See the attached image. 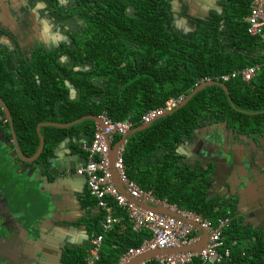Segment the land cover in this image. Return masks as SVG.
<instances>
[{"label": "trees", "instance_id": "obj_1", "mask_svg": "<svg viewBox=\"0 0 264 264\" xmlns=\"http://www.w3.org/2000/svg\"><path fill=\"white\" fill-rule=\"evenodd\" d=\"M169 1L109 0L91 16L96 9L94 0H82L77 13L84 16L88 29L76 36L77 49L36 51L31 60H22L21 85L15 74L4 68L8 55L0 50V87L8 88L0 93L10 106L22 149L33 156L41 145V123L66 125L86 116L107 115L115 121L132 122L135 129L143 125L149 112L172 98L189 96L206 78L216 82L223 74L260 65L251 82L237 79L224 83L229 96L221 87L210 86L173 115L131 136L125 147L124 159L131 179L153 189L157 197L218 223L228 217L226 211L220 212L217 203L207 199L202 176L178 164L174 154L201 123L209 120L221 118L230 126L237 123L242 133L252 131L253 115L264 121V51L259 38L248 32L246 18L252 0H225V15L213 12L207 22L198 21L197 32L186 38L168 29L172 27L167 12ZM61 4L60 0L54 1L59 11ZM65 55L71 56L73 66L63 64L61 58ZM70 83L78 88V99L71 98ZM97 127L94 120L71 128L44 127L47 147L41 159L47 163L54 147L68 138L85 137L90 145ZM263 130V124L256 129ZM122 138L117 137L115 144ZM104 211L92 219L97 228L95 238L104 234L99 264H118L131 248L153 237L148 229L137 230L121 207H117L115 215L123 216L122 224L104 233L100 224L108 215ZM238 231L235 225L225 229L224 248L232 249L236 263L245 259L248 262L251 255L254 259L250 262L257 264L264 254L257 249L264 240L257 249L252 246L244 251L247 257L243 253L240 256V249H233V242L240 238ZM90 248L91 245L75 256L68 254L67 264H87ZM238 254L240 257H235ZM147 264L161 263L152 260ZM191 264L203 263L194 258Z\"/></svg>", "mask_w": 264, "mask_h": 264}, {"label": "flooded vegetation", "instance_id": "obj_2", "mask_svg": "<svg viewBox=\"0 0 264 264\" xmlns=\"http://www.w3.org/2000/svg\"><path fill=\"white\" fill-rule=\"evenodd\" d=\"M2 1L3 0H0V17L4 14H9V11L12 13V16L9 20L12 28L11 29L9 27V29L12 30V32H7L5 34L15 35L17 42L21 41L20 36H25L28 33L31 34L35 31L36 17L37 15L41 16L42 13H44V18L49 19V21L44 20V27L48 29L56 28L64 32H69V39H71L70 41L72 42L73 47L76 46V49L79 46V38H76V36L84 33L88 29V25L86 24L84 16L80 13H77L78 9L82 5V0H60L62 3V9L60 8V11L59 8L55 7L54 5L55 0H44L42 4H40V2H36L35 0H6L4 4L10 3L11 8L9 10H5L6 7L1 5ZM83 1L85 2L86 0ZM108 1L109 0H94L93 6H96V9H94L90 15L94 16L97 12H99L104 4H108ZM131 10L133 11V8H131ZM167 12L170 14L171 19H173L171 21L172 27H168V29L175 31L179 33L180 36L186 38L192 37L193 33L197 32L199 29L200 23L203 24V22H207V20H209V18L212 16L213 12L220 15H225L226 4L225 0H170L169 7H167ZM65 16L69 17L64 19L63 17ZM198 21H200V23ZM22 39L24 41V37H22ZM63 46L62 47L65 49L71 48L67 46L66 43ZM8 59H10L9 55L6 60ZM7 119L8 122L5 124L0 121V136H2L11 146V155L9 156L11 167L4 170L6 173L4 175L3 181L0 180V259H4L6 264H46L45 261L50 254L47 255L48 251L44 250L43 248L45 230L44 222L41 221L44 218V203L48 202L49 197H51V199H56V194H52V196L51 194H48L46 199L44 197V191L46 188L45 190L44 188H41L43 182H39V184L35 182L34 188L31 187L30 181L32 179L35 180L36 176L39 174H41L42 178H44V171H41L35 175V172H29L26 170L28 168L32 169V165H34L36 161H24L23 156L18 152V147H20L21 151L24 153V158L34 157L39 152V150L33 156L30 155L28 151L24 152L22 145L19 142L15 125L10 122L8 116ZM250 121L252 125V131L246 132L245 134L250 135V137H253V135L255 137L261 136L259 139H257V141L260 144V148H258V159L262 165L260 168L263 174H257L256 184L250 181L253 180V178H250V180L248 179L246 187L238 189L236 193L231 191V189L235 188L237 184L236 180L231 181V184L229 185L231 188L230 190H228V188L223 185V182L220 178L205 181V177L209 172L208 169L211 166L206 168L203 160H199L196 163L195 161H190L189 157L181 156L179 154V150L177 152L179 156V158L177 156L178 164L186 166L189 170L199 173L202 176V182L205 185L204 190L206 191L207 199L211 202H216L217 209H219V211L224 209V211H226L228 214L229 224L225 229L231 228L233 225L239 228V241L241 243H237V247L240 249V256L242 253L245 255L243 257H247L246 253H244V251L248 249L246 246L247 235H253L257 245L260 244L259 240H264V233L260 231L259 227H257V221L254 217L249 215V212L252 211L251 206L264 204V130L262 132L256 131L260 124H263L264 126V121L261 122V120L258 119V115H253ZM227 124H229L228 120H219V122L215 123L214 125L218 128L224 129H227V127H237L238 132L242 133V130L239 128L237 123L233 126ZM208 125L210 124H206V126ZM222 131L224 132V130ZM233 133L236 132L233 131ZM198 141H200L198 138L197 140L189 138L186 140V144L192 147L195 143L198 144ZM87 143L89 144V142ZM180 146H178V148ZM86 148L81 150V153L84 157L82 161H85V158H88ZM2 149L5 151L4 154H8L6 146L2 145L0 142V151ZM13 153L17 155V158L13 156ZM43 155L44 152L41 157ZM41 157L38 159V163H40L39 165H44V161L41 159ZM222 160L224 159L222 158ZM215 163L217 169V161ZM31 174H33V176H31ZM13 175H16L18 178L16 179L11 177ZM3 187L7 189L10 188L8 197L12 202L10 203L9 200V214L8 211L2 208L5 201V198L1 193V189ZM17 192H20L21 195L18 196L15 194ZM22 195L26 197H22ZM77 198L78 200L80 199L79 197ZM77 205L79 206L80 203H77ZM58 207L59 204L54 206L53 209L55 210ZM21 209L25 212H21ZM17 214L19 215V220L24 224L15 222ZM31 214L36 218L38 217L39 219L37 221L33 220L34 222H32V219H30ZM101 214H99V216ZM56 215L58 214L56 213ZM261 216L264 217L263 212H261ZM100 221H104L103 218ZM30 223H34V228H32V230H34L33 232L31 230ZM68 223L73 224L75 229L78 228L81 230L82 227V230H84V233L82 234L84 236H82L79 239V243L73 247L75 249L87 248L86 250H88L97 233L95 220L93 222L90 218L85 219L84 216L80 218L77 215L75 218H72L71 222ZM262 226L264 228V223ZM60 228L63 227H61L59 224H55L51 233L48 232V234L56 235ZM27 231H30V233L28 234ZM249 231H252L253 233L248 234ZM4 237V242H1L2 238ZM16 239L21 242L19 244L16 243L15 245L14 241H16ZM39 245L40 247L37 251V246ZM69 248L72 247L64 248L65 252L68 251ZM260 248L264 252V244L260 245ZM61 251V247L58 248L57 252L60 253ZM59 253H57V255H53L51 264H57L60 255ZM239 254L235 257H240ZM262 255L263 256L261 260L264 261V254ZM7 258H10L11 260L9 263ZM248 258V262L247 259H245L238 263L235 262V259L230 258V262L227 264H252L250 261L254 259L253 256L250 255Z\"/></svg>", "mask_w": 264, "mask_h": 264}, {"label": "built area", "instance_id": "obj_3", "mask_svg": "<svg viewBox=\"0 0 264 264\" xmlns=\"http://www.w3.org/2000/svg\"><path fill=\"white\" fill-rule=\"evenodd\" d=\"M246 21L249 34L259 38L264 51V0H252L250 15ZM259 69L260 65H255L233 73L223 74L217 78V82L226 83L240 79L242 82L249 83L257 77ZM207 82H211V79L206 78L203 83ZM186 98L181 96L168 100L163 107L152 110L145 115L142 124L155 122L167 112L173 111ZM101 118L103 126L98 125L95 137L87 148L88 162L78 168V173L87 176L89 190L96 196L98 206L108 213L104 221V233L122 223L123 216L115 215L119 206L129 209L137 230L148 229L153 233V237L145 241L140 247L131 248L119 264H131L138 257L158 250L195 247L203 241L204 237H207V244L200 252H179L157 257L153 260H157L161 264H191L194 258H198L203 264H226L230 260L231 254L228 249L224 248L223 237L225 228L229 224V218H222L218 223H213L199 214L181 209L168 199L157 197L153 189L144 188L140 183L131 179L124 159L126 146L121 147L114 167L129 196L134 200H131L128 195L121 191L116 183L111 162V144L115 145L117 137L128 135L133 130V123L115 121L107 115H103ZM0 121L3 124L8 122L1 104ZM110 197H113L114 201H111ZM136 201L159 207L162 210H170L175 213V216L147 209ZM103 243L104 234L92 240L87 264H99Z\"/></svg>", "mask_w": 264, "mask_h": 264}, {"label": "water", "instance_id": "obj_4", "mask_svg": "<svg viewBox=\"0 0 264 264\" xmlns=\"http://www.w3.org/2000/svg\"><path fill=\"white\" fill-rule=\"evenodd\" d=\"M210 86H219L221 87L225 93L229 96L230 91L227 88V86L224 83L221 82H207L202 83L199 86H197L192 93L187 96V98L178 105L173 111L167 112L165 115L157 119L156 121L166 118L167 116L173 115L176 111L183 108L188 104V102L193 99V97L200 91L210 87ZM230 102H232V98L229 97ZM0 104L3 106L5 113L7 114L10 122L14 124V120L12 117V112L9 109V107L5 104V102L0 97ZM86 120H94L98 125L103 126V120L99 116H86L83 117L71 124H58V123H43L39 126V134L41 138V145L39 148V152L32 158L25 157L24 153L21 151L20 147H18V152L23 156V160L35 162L38 161V159L41 157L43 152H45L47 147V140L45 136L42 133L43 127H56V128H71L73 126H76ZM155 121V122H156ZM155 122L143 125L141 127L133 129L128 135L123 136L122 140L115 144H111V162L114 169V176L116 183L118 187L121 189L123 193L129 196V193L126 190L125 185L123 182H121L118 172L115 170V165L118 159L119 151L122 146H126L128 143V140L131 138V136L141 133L147 129H149ZM206 124H210L206 126ZM229 125V124H227ZM226 126V125H225ZM224 130V132L222 131ZM236 132V133H233ZM246 133V132H245ZM245 133H239L237 130V127L235 128H218L215 125H212L209 122L201 123L200 126L195 130L193 135L191 136V139L193 140H200L198 141V144H194L192 147L188 146L186 144V140L179 148V154L183 157H189L190 161H195L196 163L199 160H203L206 168L210 167L208 170V174L206 176V181L220 178L223 182V185L230 190L231 188L229 185L231 184L232 180H236L237 184L235 188L231 189L232 192H235L240 188H245L247 185L248 179L253 178L252 181L254 184H256V176L259 173V175H262L263 172L260 168L262 165L260 164V160L258 159V148H260V144L257 141L261 136L250 137V135H246ZM72 138H68L64 140L61 144L56 145L53 150L52 157L48 161V168L50 169L51 176H54L56 183L58 180L63 178V175H69V172L77 169L81 164H85L88 162V158H85V161H82L84 159L81 150L84 148L89 147V144L87 143V140H80L76 143H74V146H71ZM0 142L2 145L6 146L7 151L11 150V146L5 141V139L0 136ZM86 144V145H85ZM68 146L70 152L66 154L62 148H66ZM72 147L74 149H72ZM86 148V150H87ZM11 155V153H10ZM13 156L17 158V155L13 153ZM222 158L224 160H222ZM218 164V168L216 169V162ZM72 162H78L79 164L76 166H73L75 168H72L71 164H74ZM47 167V166H46ZM46 167L44 169H46ZM51 176H46L44 178L39 179V182H43L41 188H46L50 181L52 180ZM84 178V176H82ZM255 177V179H254ZM87 180V178H84ZM235 183V182H233ZM87 189V188H86ZM86 192L82 195L81 199L78 200V198L73 197L72 193H67V197L65 200H62V203L64 205L63 208L58 207L57 209H53L54 206L59 204L58 199H54L49 197L48 202L44 203V215L46 218H43L41 222H52V224H55L59 221L61 222H71L72 221V214L73 212L77 211L79 206L77 203L82 200V198L85 196ZM131 200H134L131 196H129ZM63 199V196L61 197ZM136 200V199H135ZM141 206L147 208V209H153L157 212H163L162 209H159V207L152 206L150 204H145L140 201H136ZM61 203V202H60ZM58 209L66 210L65 213H61ZM251 212H249V215L255 218L257 221L260 231L264 233V228L262 224L264 223V217L261 216V212L264 213V204L259 205H253L251 206ZM56 213L58 215H56ZM167 213L171 214V216H175L174 212H171L170 210L167 211ZM61 215V216H59ZM71 216V218H70ZM19 215H16L15 222H19V224H24L19 220ZM30 218L34 221H37L38 219L34 217V215L31 214ZM29 234L30 231H27ZM14 238V237H13ZM5 237L2 238L1 242H4ZM245 241V239H244ZM21 241H14L15 245L16 243L19 244ZM237 243H241L239 241V238H237ZM207 244V237L203 238V241L198 243L195 247H185L183 249H167V250H158L151 253H148L144 256H140L137 259H135L131 264H145L148 261H151L153 259H156L157 257L166 256V255H172L179 252H200ZM245 244V242H244ZM8 263L11 261L10 258H7ZM48 257L45 261V263L48 264ZM0 264H6L4 259H0ZM257 264H264L263 260H259Z\"/></svg>", "mask_w": 264, "mask_h": 264}, {"label": "crops", "instance_id": "obj_5", "mask_svg": "<svg viewBox=\"0 0 264 264\" xmlns=\"http://www.w3.org/2000/svg\"><path fill=\"white\" fill-rule=\"evenodd\" d=\"M35 1L40 2V4H42V2H44V0H35ZM5 2H6V0H3L1 2V5L6 7L5 10H9L11 8L10 3L4 4ZM11 16H12V13H11V11H9V14H7V15L4 14L0 17V50H4L5 53H7L10 57V59H8L5 62L4 68L8 69L10 72H13L15 74L16 81L20 85H21L22 79H23L22 74L19 70L21 63H22V60H31L34 56V53H36V51H38V50H42V51L62 50V49H64L63 45L65 43L67 44V46L71 47V49H73V50L76 49V46L73 47L72 42L70 41L71 39H69L70 38L69 32H64V31L58 30L56 28L48 29V28L44 27V20L49 21L48 18H44V13H42L41 16L37 15L35 31L31 34H29L27 32L28 33L27 35L20 36L21 41L17 42L15 35L5 34L7 32L8 33L12 32V30L9 29V27L11 28V24L9 22ZM2 22H4V23H2ZM5 23H7V24H5ZM22 37H24V41H23ZM23 42H24V45H23ZM61 61L63 62V64L68 65V66L74 65V61L72 60L70 55L63 56L61 58ZM81 69H83V67L79 68L77 70H81ZM89 69H90L89 66L86 67V70H89ZM106 84L107 83H105V85ZM70 88H71V98L72 99H78L79 98L78 88H76L71 83H70ZM6 89H8V88L4 89L3 87H0L1 92H5ZM0 97L5 102V100L3 99L2 93H0ZM5 104L8 107H10L6 102H5ZM219 120H223V119L218 118V119L209 120L207 122L214 125L215 123L219 122ZM41 124H43V123H41ZM42 133H44V127L42 128ZM45 138H46V136H45ZM84 139H86V138L82 137V140H84ZM46 140H47V138H46ZM72 140L73 141L70 144L71 146H74L75 145L74 143L80 141L79 139H72ZM72 149H74V148L72 147ZM62 150L66 154H68L70 152L68 146L66 148H62ZM7 152H8V155L4 154L5 151L3 149L0 151V180L1 181H3L4 175L6 173V171H4V170L9 168L5 164H6L7 160L10 162L9 156H10L11 152H10V150ZM177 152H178V149H177L176 153ZM177 154H174L176 158L178 156ZM178 158H179V156H178ZM2 159H7V160H2ZM158 159H159V156H158L157 160ZM38 162L39 161L35 162V164H34L35 167H34V165L30 164L33 166V168L32 169L28 168L26 170H28L29 172H35V175H37L41 171H44V177L51 176V173H50L51 171L48 168L49 167L48 162L47 163L44 162L43 163L44 165H42V164L39 165L40 163H38ZM72 163H74V164H71L72 168H75L73 166L77 167V165L79 164L78 162H72ZM85 164H87V162ZM85 164H83V165H85ZM81 166H79V167H81ZM2 167H3V170H2ZM45 167H46V169H44ZM78 168L77 169L75 168V170L69 172V175H63V178L58 180L56 183L54 182V180H55L54 176H51L52 180L50 181L48 186H46V190L44 191V197L47 199L48 194H51V196H52V194H54V195L56 194V199H58V201H59V207L63 208L64 205L62 203V200L66 199L67 193H72V195H73L72 198L73 197H76V198L79 197L81 199L82 195L86 192L85 196L82 198L83 203H82V200L79 201L80 206L77 209V211L73 212L72 218H75L78 215L80 218L82 216H84L85 219L90 218L92 220L94 217L98 216L101 213L105 214V211H104V209L100 208L98 206V204L96 203L97 198L89 190L88 179L87 180L84 179L85 177L87 178V176L79 174ZM31 176H33V174H31ZM82 176H84V178ZM11 177L16 178V179L18 178L16 175H13ZM41 178H42V176H41V174H39L36 176L35 180L32 179L33 182H32V180L30 181L31 187L34 188L35 182H37L39 184L38 180ZM175 181H179V180L175 179ZM205 181H206V179H205ZM201 183L203 184V182H201ZM9 191H10V188L7 189V188L3 187L1 189V193L3 194L2 196L5 198V201H4L2 208L4 210L8 211V214H9V208H10L9 205L12 202L8 197ZM62 196H63V199H61ZM9 200H10V203H9ZM110 200L114 201L113 197H110ZM173 204H177V203H173ZM119 207L123 208L128 213V215H130V211L127 207H124V206H119ZM58 210L61 213H65L67 211V209L65 211L61 210V209H58ZM183 210H187V209H183ZM20 211L25 212L22 209ZM167 211L168 210H163L164 213L169 214V213H167ZM187 211H190V210H187ZM223 211H224V209H222V211H220V212H223ZM163 212H161V213H163ZM191 212H194V211H191ZM194 214H198V213L194 212ZM199 215L203 216L202 214H199ZM59 216H61V215H59ZM44 218H46L45 215H44ZM70 218H71V216H70ZM37 219H38V217H37ZM32 222H34V221L32 220ZM55 224H59L63 228H60V230L57 231L56 235L48 234V232L51 233L53 226ZM55 224H52V222H50V221L44 222L45 232H44L43 248H44V250L48 251L47 255L50 254L48 256V261H50V262H48V264H51V260H52L53 255H57V253H59V252H57L58 248L61 247L62 251L59 253L60 255H59L57 264H67L66 256L68 254L75 256L80 251H86L87 248L75 249L73 247L76 244H78L79 239L82 236H84V235H82L84 233V230H82L83 229L82 227H81V230L78 228L75 229L73 224H69L67 222L59 221ZM100 224L104 226V221H100ZM30 225H31V230H32V228H34V223H30ZM33 231L34 230H32V232ZM249 233H253V232L249 231L248 234ZM253 237L254 236L251 234L247 235V237H246L247 245L246 246H247V248H250L253 246V248L257 249L258 245H257L256 240H254ZM223 240H224V238H223ZM259 241L261 242L263 240H259ZM233 243H234L233 249L235 250V252H237V246H238L237 240H235ZM39 247H40V245L37 246V251H38ZM67 247H72V248H69L68 251L65 252L64 248H67ZM228 250L230 251L231 259H232V249L230 248ZM257 250H260V247ZM88 254L90 255V251H88ZM89 255H88V257H89ZM79 262L80 261H78L77 264H79ZM148 262H150V261H148Z\"/></svg>", "mask_w": 264, "mask_h": 264}, {"label": "rangeland", "instance_id": "obj_6", "mask_svg": "<svg viewBox=\"0 0 264 264\" xmlns=\"http://www.w3.org/2000/svg\"><path fill=\"white\" fill-rule=\"evenodd\" d=\"M2 160H7V159H2ZM6 166H8L9 168L11 167L10 165H11V163L7 160L6 161V164H5ZM15 194H17L18 196H20L21 194H20V192H17V193H15ZM22 197H26V196H23L22 195ZM31 219V218H30Z\"/></svg>", "mask_w": 264, "mask_h": 264}, {"label": "clouds", "instance_id": "obj_7", "mask_svg": "<svg viewBox=\"0 0 264 264\" xmlns=\"http://www.w3.org/2000/svg\"><path fill=\"white\" fill-rule=\"evenodd\" d=\"M87 151V150H86ZM88 153V152H87ZM83 165V164H82ZM81 166V165H80Z\"/></svg>", "mask_w": 264, "mask_h": 264}, {"label": "bare ground", "instance_id": "obj_8", "mask_svg": "<svg viewBox=\"0 0 264 264\" xmlns=\"http://www.w3.org/2000/svg\"><path fill=\"white\" fill-rule=\"evenodd\" d=\"M255 84V83H254Z\"/></svg>", "mask_w": 264, "mask_h": 264}]
</instances>
